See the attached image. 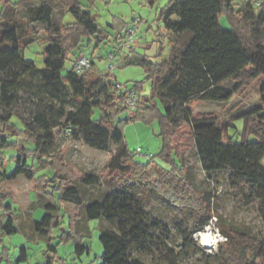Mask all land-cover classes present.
<instances>
[{"label": "trees", "instance_id": "1", "mask_svg": "<svg viewBox=\"0 0 264 264\" xmlns=\"http://www.w3.org/2000/svg\"><path fill=\"white\" fill-rule=\"evenodd\" d=\"M0 1L1 163L5 164L6 149L16 150L11 157L16 164L14 171L3 172V175L8 180L20 175L33 180L40 207L50 214L57 215L61 211L68 214L69 235L75 240L76 256L90 252L83 236L74 229V223L81 218L80 208L84 201L77 180H72V169L58 150L56 127L72 129L74 139L82 138L87 145L101 151H108L111 143L117 146L108 163V169L114 174L108 191L103 200L92 201L86 206L88 219L104 218L113 227L100 233L104 247L100 264H146L132 257V248L157 255L159 264H179L180 255L200 250L192 239L196 229H189L183 219L176 220L174 225L165 222L133 192L151 184L153 165L135 160V153L125 140L122 120L113 123L125 110L133 111L128 120L145 115L150 119L159 118L163 152L168 155L175 151L177 160L171 170L154 167L175 175L179 182L183 179V164L171 142L177 127L188 123L203 171L211 176L227 170L233 183H243L249 188L250 200L259 201V211L264 217V0H259V4L255 0H171L162 9L161 19L172 44L170 57L153 62L144 56H134L130 63L146 68L153 96L160 99L163 110L157 104L146 105L141 96L136 107L130 108L128 92L115 76L98 72L93 60L91 67L83 72L75 69L86 41L94 40L99 44L105 37L97 19L81 0H58L65 13L73 16L70 22L61 20L55 0ZM146 2L153 6L156 0ZM236 11L242 12L239 20L235 17ZM224 14L232 23L231 29L221 23ZM34 23L41 24L48 42L43 68L25 56V49L40 39ZM257 30L261 32L255 36ZM68 59L73 61V67L66 70ZM226 81L233 82L234 86H224ZM257 82V104L232 106V116L224 120L209 110L229 105L239 89H247ZM137 87L134 88L138 90ZM20 92L37 101L29 121L22 115L27 111V98ZM194 102L203 103L206 110L194 111ZM96 109L102 111L99 119H94ZM15 117L21 124L14 121ZM236 118L243 120V127H235L236 131L231 134ZM29 141L34 143L32 149L27 146ZM31 157L33 162L29 163ZM41 167H47L51 177L47 174L36 177ZM79 181L87 185L102 183L101 177L93 172L83 174ZM10 196L6 189L0 188L3 234L17 231L20 225L21 212ZM205 203L200 228H205L210 220L211 191L206 192ZM173 230L182 245L177 255L170 245L175 235ZM51 231V228H43L39 236L51 240ZM224 244L232 246L230 252L224 254L225 264L264 261L262 243L250 242L239 235L221 242L220 251ZM7 251L9 249L0 253V262L9 254ZM57 253L58 243L50 242L42 264H54ZM28 259L27 248L22 247L15 261Z\"/></svg>", "mask_w": 264, "mask_h": 264}, {"label": "rangeland", "instance_id": "2", "mask_svg": "<svg viewBox=\"0 0 264 264\" xmlns=\"http://www.w3.org/2000/svg\"><path fill=\"white\" fill-rule=\"evenodd\" d=\"M81 1L86 9L95 16L105 35L99 44L94 40L86 41L81 55L90 56L91 60L95 62V69L98 72L102 75L115 76L123 88L135 89L134 87L137 85L138 90L135 89L137 96H141L143 102H147L146 105L157 104L163 110L160 99L153 96L152 81L147 77L146 68L138 63H130V60L133 57V50L153 62H160L170 57L172 44L161 19V11L171 0H156L153 6L148 4L146 0ZM54 2L61 20L63 22L73 21L71 13H65L63 5L58 0ZM1 4L0 1V11ZM236 8H239V5H236ZM235 14L238 20L241 19L242 12L236 11ZM134 20H138L139 23L133 43H131L133 47L130 50L126 49L125 54L120 55L119 60L112 65L109 54L121 47L123 28L132 24ZM221 23L225 28H232V23L226 14L221 16ZM33 27L39 33L40 39L25 49V56L34 61L39 68H43L45 66L44 50L48 43L46 33L38 23H34ZM260 32L257 30L254 35L258 36ZM72 67L73 61L71 59L66 60L65 69L69 70ZM224 86L233 87L234 83L226 81ZM258 87L259 82L247 89H239L229 105L212 107L209 110L214 111L223 120L229 118L233 114L232 106L239 107V105L244 104L251 107L258 103ZM20 94L27 98L25 102L27 111L22 112V115L26 121H29L30 113L35 110L37 101H33L36 100L33 98L29 99L28 95L23 92ZM193 109L194 111L206 110L201 102H194ZM148 111L145 112L149 113ZM132 112L128 110L121 112L113 123L122 120L121 125L125 140L129 149L135 153V160L140 163L151 162L153 165L150 169V187L143 186L133 192L142 197L148 209L160 216L165 222L174 225L176 220L183 219L189 229H196L192 239L200 250L191 251L189 254L183 253L177 258L179 264H225L224 254L230 252L232 246L224 244L222 251H220L219 246L221 242H226L229 236L234 238L240 235L250 242L264 245V217L259 211V201L250 200L249 188L243 183H233L227 170L214 173L211 176L203 171L195 154V139L190 125L183 122L177 127L171 142L183 164V179L179 182L175 175L162 172L156 168L158 166L171 170L174 160H177L175 151L168 153V155L163 152L164 140L161 135L159 118L152 117L150 119L144 114L146 117L137 116L135 119L128 120ZM101 114L102 111L96 109L94 119L101 118ZM14 121L21 124V121L16 117ZM232 124L234 128H231L230 132L234 134L235 127H243V120L236 118ZM105 125L111 128L109 123ZM54 131L56 132L58 150L61 151L65 163L72 169V180H77V187L83 196L84 202L80 208L81 218L74 223V229L83 236L90 252L76 256L75 240L69 235L70 217L64 211L54 215L47 213L44 208L38 206V193L33 186V180L27 179L24 175H20L14 180H8L3 175V172H13L16 166L15 161L11 159L16 150L8 148L4 151L5 164L3 165L0 161V188L13 193L10 197L14 206L21 209L27 218L21 230L11 234H3L1 231L3 215L0 214V253L3 254L6 249H10L7 251L9 252L7 257L0 264H38L39 261L44 263L45 250L50 242L58 243V259L54 264H90L93 260V264L102 262L104 247L100 241V233L108 228L113 229V227L104 218L88 219L86 206L92 201L103 200L108 191V183L114 178V174L108 169V163L117 146L111 143L108 151H101L87 145L82 138L74 139L72 129L56 127ZM11 139L15 138L12 137ZM26 143H28V148L34 147L32 141ZM32 162L33 158L31 157L29 163ZM88 172L98 174L102 183L100 185H87L80 182L79 178ZM41 174H47L49 177L52 175L47 167L37 169L36 177ZM207 191H211L212 196L211 215L208 225L205 228H200V217L204 214ZM34 225L37 227L36 232L35 229L32 230ZM40 226L42 229H52L50 235L53 238L51 240L38 236L37 229ZM208 229L211 241L205 243L203 238ZM173 232L176 231L173 230ZM170 245L174 254L177 255L182 245L176 233L172 235ZM22 246L29 247V259L18 263L12 260V263H9L10 259L18 255ZM131 254L134 259L146 264H159L157 255L139 252L137 248H132ZM214 254H218V256ZM260 264H264V261H260Z\"/></svg>", "mask_w": 264, "mask_h": 264}, {"label": "built area", "instance_id": "3", "mask_svg": "<svg viewBox=\"0 0 264 264\" xmlns=\"http://www.w3.org/2000/svg\"><path fill=\"white\" fill-rule=\"evenodd\" d=\"M245 1L246 0H242V2ZM255 1L256 3L259 4V0H255ZM138 23H139L138 20H134L132 24L127 25L123 28V32L121 34L122 35L121 47H119V49L116 50L115 52L109 54V58L112 65H114V63L119 60L120 55L125 54L126 49L130 50L133 47L131 43H133L134 35L138 28ZM91 65H92V60L90 56L83 54L75 64V69L78 72H83L86 68L91 67ZM123 89L128 92L127 100L130 108H135L140 100V96H137V93L134 89H127V88H123Z\"/></svg>", "mask_w": 264, "mask_h": 264}, {"label": "crops", "instance_id": "4", "mask_svg": "<svg viewBox=\"0 0 264 264\" xmlns=\"http://www.w3.org/2000/svg\"><path fill=\"white\" fill-rule=\"evenodd\" d=\"M38 24H39V23H38ZM40 25H41V24H40ZM134 56H140V54H137L136 51L133 50V57H132V58H134ZM18 177H19V176H18ZM18 177H17V178H18ZM33 186H34V184H33ZM6 190H7V189H6ZM8 192H9V191H8ZM9 193H10V194H13V193H11V192H9ZM13 203H14V202H13ZM37 205H38V199H37ZM38 206H39V205H38ZM18 210L21 212V217H20V220H19V221H20V225H19V228H18L17 230H19V229L21 230V228L25 225V220H26V218H27V217H26L27 215L25 216L24 212H23L21 209H18ZM3 219H4V218H3ZM3 219H2V221H3ZM36 228H37L36 225H34V227L32 228V230L35 229V232H36ZM41 229H42L41 226L38 227V229H37L38 236H39V232H40ZM22 247H24V246H22ZM22 247H21V248H22ZM21 248H20V249H21ZM25 248H27L28 255L30 256V253H29V247H28V246H25ZM9 250H10V249H9ZM19 251H20V250H19ZM18 254H19V253H18ZM15 258H16V257H15ZM15 258L10 259V260H9V263H12V260H15ZM42 262H43V261H42ZM42 262L39 261L38 264H42ZM93 262H94V260L91 261L90 264H93Z\"/></svg>", "mask_w": 264, "mask_h": 264}, {"label": "bare ground", "instance_id": "5", "mask_svg": "<svg viewBox=\"0 0 264 264\" xmlns=\"http://www.w3.org/2000/svg\"><path fill=\"white\" fill-rule=\"evenodd\" d=\"M204 242L205 243H209L211 241V236H210V231L209 229L207 231H205V234H204Z\"/></svg>", "mask_w": 264, "mask_h": 264}]
</instances>
